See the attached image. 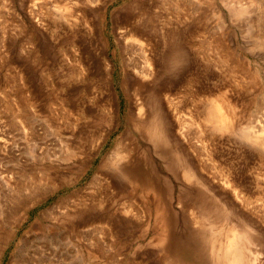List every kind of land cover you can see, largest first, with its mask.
<instances>
[{
	"label": "rangeland",
	"instance_id": "rangeland-1",
	"mask_svg": "<svg viewBox=\"0 0 264 264\" xmlns=\"http://www.w3.org/2000/svg\"><path fill=\"white\" fill-rule=\"evenodd\" d=\"M262 124L264 0H0V264H264Z\"/></svg>",
	"mask_w": 264,
	"mask_h": 264
},
{
	"label": "bare ground",
	"instance_id": "bare-ground-1",
	"mask_svg": "<svg viewBox=\"0 0 264 264\" xmlns=\"http://www.w3.org/2000/svg\"><path fill=\"white\" fill-rule=\"evenodd\" d=\"M205 4V3H204ZM206 6H209V5H206ZM205 6V7H206ZM236 9V8H235ZM238 9V8H237ZM237 9L235 10V12L237 11ZM239 9H240V7H239ZM207 10V9H206ZM238 12V11H237ZM120 35V34H119ZM122 35V34H121ZM151 38V37H150ZM140 39V38H139ZM122 42H124V41H122ZM121 42V43H122ZM127 43V42H126ZM130 43V42H129ZM142 43V42H141ZM125 44V43H124ZM118 45H120V44H118ZM176 47V46H175ZM127 48V47H126ZM129 48H130V45H129ZM154 48V47H153ZM177 48V47H176ZM170 50V49H169ZM170 51H172V50H170ZM145 53H147V52H145ZM144 53V54H145ZM151 53V52H150ZM168 53V52H167ZM175 53V52H174ZM152 54V53H151ZM169 54H171L170 52H169ZM173 54V53H172ZM146 55V54H145ZM172 56V55H171ZM169 57V56H168ZM177 57V56H176ZM149 58V56L146 58V59H148ZM170 59V61L172 60L171 59V57L169 58ZM174 59H176L175 57H174ZM173 59V60H174ZM178 59V58H177ZM122 60V59H121ZM163 60V59H162ZM159 61V60H158ZM160 61H161V59H160ZM159 61V62H160ZM169 61V60H168ZM131 62V61H130ZM162 63H163V61H162ZM169 63H171V62H169ZM130 64V63H129ZM132 64V63H131ZM135 65V64H134ZM131 67V66H130ZM139 67V66H138ZM136 65H135V69L136 68H138ZM142 69V68H141ZM138 70V69H137ZM145 70V69H144ZM166 70V69H165ZM126 71V70H125ZM137 73V72H136ZM130 75V74H129ZM128 75V76H129ZM143 75V74H142ZM140 76H141V74H140ZM112 77V76H111ZM127 77V76H126ZM143 77H145L144 75H143ZM147 77V79H148V76H146ZM112 79H113V77H112ZM131 79V78H130ZM138 79V78H137ZM144 79V78H143ZM128 81V80H127ZM137 81V80H136ZM146 81H148V80H146ZM115 82V81H114ZM128 82H130V81H128ZM135 83V82H134ZM128 84V83H127ZM125 85H126V83H125ZM140 87V86H139ZM124 88V87H123ZM144 88V87H143ZM117 89V88H116ZM120 90V89H119ZM130 90H131V88H130ZM142 90V89H141ZM152 90H154V89H152ZM142 92V91H141ZM132 93V92H131ZM148 93H151V90H150V92H148ZM147 93V94H148ZM119 94V93H118ZM144 94V93H143ZM146 94V95H147ZM152 94V93H151ZM161 94V93H160ZM133 95H135V93L133 94ZM120 96V95H119ZM141 96V95H140ZM142 96H144V95H142ZM141 96V97H142ZM161 96V95H160ZM128 97V96H127ZM148 98V97H147ZM173 98V97H172ZM143 99H145V98H143ZM150 99V98H149ZM156 99H158V98H156ZM168 99V98H167ZM170 99V98H169ZM168 99V100H169ZM120 100V99H119ZM154 100V99H153ZM65 101V100H64ZM116 101H117V99H116ZM121 101V100H120ZM145 101V100H144ZM150 101V100H149ZM152 101V100H151ZM170 101H172V100H170ZM126 102V101H125ZM130 102V101H129ZM142 102V101H141ZM154 102V101H153ZM153 102H151V103H153ZM177 102V101H176ZM210 102H212V101H210ZM214 102H216V101H214ZM131 103V102H130ZM147 103H148V101H147ZM221 103V102H220ZM122 104V103H121ZM146 104V103H145ZM171 104V102L168 104V105H170ZM176 103H174L173 105H175ZM210 104V103H209ZM209 104H208V106H209ZM157 105H159L158 104V102H157ZM212 107L210 108V110L209 109H207V110H209V112H208V115H206V116H208V119H209V121L210 122H212L211 123V126H213L212 124H214V126L216 125V126H218L219 128L221 127V128H223V127H227V125L229 124V122H230V120H229V116H228V114H226L224 111H223V109H222V107H221V105H219L218 103H212ZM223 105V104H222ZM121 106V105H120ZM151 106H152V104H151ZM154 106H156L155 104H154ZM171 106V105H170ZM176 106H178V104L176 105ZM175 106V107H176ZM228 106H230V105H228ZM123 107V106H122ZM138 107V106H137ZM147 107V106H146ZM160 107V106H159ZM158 107V108H159ZM172 107V106H171ZM130 109H131V106L129 107ZM148 108V107H147ZM157 108V107H156ZM208 108V107H207ZM123 109V108H122ZM165 109V108H164ZM137 110H138V115H139V113H141L143 110H142V106L140 105L138 108H137ZM147 111H148V114H150L149 113V110L148 109H146ZM153 110V109H152ZM154 110H156V109H154ZM169 110V109H168ZM170 110H172V109H170ZM178 110V109H177ZM176 110V111H177ZM124 111V110H123ZM157 111V110H156ZM227 111H228V109H227ZM119 112H121V110L119 111ZM206 112V113H207ZM123 113V112H122ZM127 113V112H126ZM146 113V112H145ZM144 113V114H145ZM157 113H159L158 111H157ZM164 113V112H163ZM174 114V113H173ZM130 115V114H129ZM132 115V114H131ZM178 115V114H177ZM140 116V115H139ZM159 116V115H158ZM205 116V117H206ZM176 117V116H175ZM130 118H131V116H130ZM146 118H147V115H146ZM156 118V117H155ZM154 118V119H155ZM233 118V117H232ZM134 119V118H133ZM154 119H151L149 122H146L145 120V122H142V121H140L141 119H139V118H135V121H136V123L137 124H145L146 123V125H160L159 124V121L158 122H156ZM157 119V118H156ZM181 119V118H180ZM179 119V120H180ZM206 119V118H205ZM169 120V119H168ZM173 120V119H172ZM179 120H178V122H179ZM128 121V120H127ZM167 121V120H166ZM174 121V120H173ZM180 121H182V120H180ZM209 121L207 122V121H205V123L207 122V123H209ZM169 122V121H168ZM177 122V123H178ZM233 122H234V120H233ZM125 123V122H124ZM172 123V122H171ZM182 123H184V122H182ZM181 123V125H184V124H182ZM206 123V124H207ZM209 125H210V123H209ZM263 125V124H262ZM264 126V125H263ZM156 127V126H155ZM217 128V127H216ZM228 128V127H227ZM263 128V127H262ZM158 129V128H157ZM224 129V128H223ZM233 129V128H232ZM148 130V129H147ZM152 130V129H151ZM151 130H150V128H149V132H151ZM220 130H222V129H220ZM226 130H229V129H226ZM140 131V130H139ZM143 131V130H142ZM156 132H159V131H156ZM143 133H145V132H143ZM160 133V132H159ZM168 134H169V132H167ZM146 134V133H145ZM145 134H143V135H145ZM161 134V133H160ZM147 135V134H146ZM153 135H155V136H158V135H156V133H153ZM162 135V134H161ZM160 135V136H161ZM254 135V134H253ZM257 135V134H256ZM148 137V136H147ZM152 135L150 136V139H152ZM252 137L253 136H251V141H252ZM259 138V137H258ZM158 141V140H157ZM163 142V141H162ZM161 142V143H162ZM159 143V142H158ZM160 144V143H159ZM164 145V144H163ZM162 146V145H161ZM155 148H156V146H155ZM119 164V163H118ZM114 168V167H113ZM115 169V168H114ZM186 169V168H185ZM189 171V170H188ZM185 172V171H184ZM190 176H191V178H192V176H194V175H191V174H189ZM185 176H187L188 177V173L187 174H185ZM190 176H189V178H190ZM195 177V176H194ZM192 179H190V181H191ZM231 228V227H230ZM234 229H235V227H234ZM228 230V229H227ZM231 231H232V229H231ZM230 232V231H229ZM233 232V231H232ZM240 233V232H239ZM229 234V233H228ZM230 236V235H229ZM246 236V235H245ZM226 238V237H225ZM223 239V238H222ZM222 239H219V240H221V241H223ZM229 239V244L228 245H224L225 247L227 246H229V247H232V251H231V255H230V258H229V264H240V262H239V260H238V258H237V249H236V246H235V244H237V243H235L234 242V237H233V235L230 237V238H228ZM244 240V239H243ZM226 241H227V238H226ZM244 242H245V240H244ZM239 243H240V241H239ZM218 245V244H217ZM223 245V244H222ZM238 246V248H240L239 247V245H237ZM223 247V246H222ZM224 247V248H225ZM217 248H219L218 246L216 247V250H217ZM223 248V249H224ZM220 249V248H219ZM217 252V251H216ZM220 252H218V254H219ZM222 255L224 254V253H221ZM244 255V254H243ZM226 256H228V255H226ZM244 257V256H243ZM246 257V256H245ZM248 258V257H247ZM254 258V257H253ZM222 259H223V257H222ZM242 259V258H241ZM244 260H245V258H243ZM250 261V260H249ZM223 262V261H222ZM244 263V262H243Z\"/></svg>",
	"mask_w": 264,
	"mask_h": 264
}]
</instances>
